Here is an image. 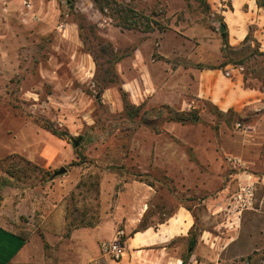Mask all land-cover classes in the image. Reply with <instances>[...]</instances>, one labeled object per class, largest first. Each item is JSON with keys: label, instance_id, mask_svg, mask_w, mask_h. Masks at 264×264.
I'll return each instance as SVG.
<instances>
[{"label": "rangeland", "instance_id": "374dc122", "mask_svg": "<svg viewBox=\"0 0 264 264\" xmlns=\"http://www.w3.org/2000/svg\"><path fill=\"white\" fill-rule=\"evenodd\" d=\"M27 1L31 8L0 0V215L8 226L45 253V264H104L116 259L99 251L82 259L87 235L64 236L146 214L153 227L142 237L180 210L162 232H188L170 244L185 257L196 223L187 264H264V92L245 87L240 66L209 68L224 61L222 18L231 44L251 31L264 51V9L255 0H235L237 8L207 0L210 9L198 0H113L104 12L94 0ZM126 16L140 26H124ZM115 56H123L120 86L141 106L134 118L118 84L101 89ZM166 106L196 108L200 118L168 121ZM230 108L237 113H220ZM183 212L192 219L181 221ZM139 223L105 224L98 246L122 228L126 248Z\"/></svg>", "mask_w": 264, "mask_h": 264}, {"label": "crops", "instance_id": "0c3cea01", "mask_svg": "<svg viewBox=\"0 0 264 264\" xmlns=\"http://www.w3.org/2000/svg\"><path fill=\"white\" fill-rule=\"evenodd\" d=\"M232 1L234 8H237L236 1ZM25 3L27 5L29 4L28 7L31 8L32 3H28L27 0H25ZM254 3L257 10L263 9L259 8L256 2ZM245 95L250 96L251 94L247 92ZM179 212L182 211L179 210L176 212L169 217L166 222L158 223V228L153 231L149 230L150 232L145 236H140L143 235L141 231L135 233V235L128 240L125 248V256L120 261L112 260L103 255L105 256L104 264H181V256L174 253L170 244L178 237H184L188 232L182 233L179 231L171 235H164L162 232L163 227L170 229L172 219L176 218ZM183 214L185 218H182L181 221H184L188 217L192 219L188 212H183ZM141 217L142 216L130 221V219H119L116 215H113L107 219H100L93 227L74 229L69 232L67 237L63 236L70 242L77 241V237L81 234L88 236L81 240V244H79V247L84 249L82 259L88 263L90 259H93L97 255L96 253H98V251L99 253L101 252V245L98 246V240L106 238L103 235L105 224H109L113 231L114 226L123 220L125 221L126 230H129L138 225L141 221ZM178 219L180 218L178 217ZM63 223L68 225L66 218L63 219ZM192 223L193 221L191 225ZM179 228H181L180 225ZM112 237L111 235L108 239ZM53 251H55L53 252L55 257L52 258L56 259L59 252L57 253V250ZM45 259V253L41 256L40 251H37L23 234L12 230L8 226L7 221L0 215V264H45Z\"/></svg>", "mask_w": 264, "mask_h": 264}, {"label": "trees", "instance_id": "16d2710c", "mask_svg": "<svg viewBox=\"0 0 264 264\" xmlns=\"http://www.w3.org/2000/svg\"><path fill=\"white\" fill-rule=\"evenodd\" d=\"M202 2L208 9H210V4L207 0H198ZM94 2L99 6V10L104 12L105 7L111 6L113 3V0H94ZM257 6L259 8L264 9V0H255ZM134 10H127L125 13H130ZM130 16V15H129ZM129 16H126L124 18V26L129 27V24L126 23H133L135 26L139 27L138 20H133V18H129ZM222 27H225V30L222 32L223 37V58L224 61L219 66H213L209 67L211 69H221L224 70L228 65L233 66H240L242 69L243 74V83L245 87L248 88H259L262 92H264V51L261 49V45L259 41L253 36L251 31L248 32V34L244 37V39L238 44L233 45L229 41V30L227 27L226 22L223 21L222 18ZM152 27H150L151 29ZM149 29L146 28L145 30ZM95 64L100 69L101 64L98 61V57L94 55ZM121 59H123V56H115L112 60L111 64V71L107 73V78L103 79V84L101 86V89H105L110 84H118L119 89L121 91V95L124 101V108L126 112H128V115L131 118H134L138 115H140V105H136L129 99L128 92L120 86V79L119 74L116 72L115 64L118 63ZM102 81V80H101ZM258 83V85H257ZM214 105V104H213ZM168 109V121H177L182 123H194L200 118V114L198 112V109H193L190 111H183V110H174L172 108ZM214 109L219 111V108L217 106H213ZM221 111V110H220ZM225 113L226 115H232L234 113H237L234 109L230 108L227 112H220ZM44 126L50 130L53 134L62 137V138H70L71 134L67 131L60 130L58 127L53 126L51 122H45ZM170 215L169 217H171ZM168 217V218H169ZM167 219L161 220L159 223L166 222ZM92 226L86 225V227ZM150 227H153V225L148 224L146 220V214L141 219L138 228H136L132 235H134L137 232L144 231ZM155 228H157V224L155 225ZM121 230H123L121 228ZM196 223L193 224V226L189 230V236H188V249L187 254L185 257H181V264H187L189 258L193 254L195 247L197 245V238H196ZM69 235V232L67 233V236ZM124 238V237H123Z\"/></svg>", "mask_w": 264, "mask_h": 264}, {"label": "built area", "instance_id": "2783aa9c", "mask_svg": "<svg viewBox=\"0 0 264 264\" xmlns=\"http://www.w3.org/2000/svg\"><path fill=\"white\" fill-rule=\"evenodd\" d=\"M123 234V230H119L112 240L103 241L101 244L102 254L109 255L116 260L122 259L125 253V245L122 240Z\"/></svg>", "mask_w": 264, "mask_h": 264}, {"label": "water", "instance_id": "95a60500", "mask_svg": "<svg viewBox=\"0 0 264 264\" xmlns=\"http://www.w3.org/2000/svg\"><path fill=\"white\" fill-rule=\"evenodd\" d=\"M225 30V27H222V32ZM75 145H78V141H75ZM66 171L65 167H62L61 169H59L57 172H55V175L60 174V173H64Z\"/></svg>", "mask_w": 264, "mask_h": 264}]
</instances>
